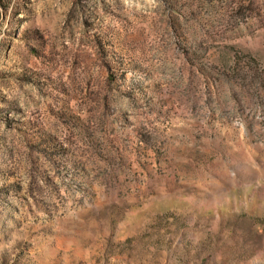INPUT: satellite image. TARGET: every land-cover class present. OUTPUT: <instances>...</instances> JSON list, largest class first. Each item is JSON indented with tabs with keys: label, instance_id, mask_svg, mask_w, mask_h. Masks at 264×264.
<instances>
[{
	"label": "rangeland",
	"instance_id": "1",
	"mask_svg": "<svg viewBox=\"0 0 264 264\" xmlns=\"http://www.w3.org/2000/svg\"><path fill=\"white\" fill-rule=\"evenodd\" d=\"M0 264H264V0H0Z\"/></svg>",
	"mask_w": 264,
	"mask_h": 264
}]
</instances>
